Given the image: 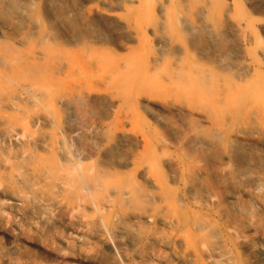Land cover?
Wrapping results in <instances>:
<instances>
[{
  "label": "bare ground",
  "instance_id": "obj_1",
  "mask_svg": "<svg viewBox=\"0 0 264 264\" xmlns=\"http://www.w3.org/2000/svg\"><path fill=\"white\" fill-rule=\"evenodd\" d=\"M44 1L51 22L70 41L105 40L103 30L108 27L121 39L133 42L138 40L140 21L153 17L144 26L152 48L143 53L152 66L172 52L185 57L190 50L212 58L241 81L246 71L254 70V62L264 68V43L257 45L254 34L256 25L264 32V21L239 16L228 0H95L97 4L85 11L75 10L73 0ZM120 9L123 14L115 12ZM129 14L133 15L126 16ZM0 24L25 30L28 39L36 21L25 4L0 0ZM46 36L37 32L35 45L43 48ZM237 42L249 45L248 49L240 53ZM196 68L181 58L170 74L182 75ZM256 81L257 77L240 89H248ZM21 90L25 101L35 102L38 109L26 126L0 122V196L13 212L28 213L43 227H59L72 234L74 244L65 245V255L55 251L58 256L80 254L76 245L83 236L97 244L103 264H126L121 257L127 260L128 251L153 264H247L246 255L253 259L264 255L262 245L238 241L213 212L190 204L183 176L166 170L169 160L160 158L148 139L144 138L142 149L135 154L120 151L130 137L128 132L110 131L96 123L97 110L92 106L84 105L79 115L83 105L79 95L56 93L49 102H40V94L37 99L38 91L32 86ZM41 95L46 98L45 93ZM164 110L154 118L168 126L167 113L180 119L187 113L171 102ZM238 122L230 131L228 151L215 147L211 159L220 164L232 158L236 169H223L218 178L264 212V176L251 164L255 165L252 147L242 144L254 138L264 148V120L258 108L249 107ZM206 144L213 146L211 141ZM259 228L264 235L263 217ZM76 259L85 262L82 255Z\"/></svg>",
  "mask_w": 264,
  "mask_h": 264
},
{
  "label": "rangeland",
  "instance_id": "obj_2",
  "mask_svg": "<svg viewBox=\"0 0 264 264\" xmlns=\"http://www.w3.org/2000/svg\"><path fill=\"white\" fill-rule=\"evenodd\" d=\"M18 1L28 7L36 26L26 39L25 30L16 31L0 24V122L26 126L31 113L38 109L35 102L25 101L23 86L30 85L38 91L40 102H49L56 93L77 94L83 98L79 115L83 114L84 105L92 106L97 110L96 123L108 126L110 131L128 132L130 137L120 151L135 154L142 149L144 138L148 139L157 155L169 160L166 170L171 175L183 176L190 204L213 212L234 238L262 245L264 253V235L259 228L264 212L250 206L247 197L233 192L217 175L223 169H236V162L228 158L214 164L211 159L215 147L228 151L230 131L246 109L258 108L260 119L264 120V68L259 62H254V70L246 71L242 81L232 78L228 68H219L212 58L190 50L185 57L172 52L163 62L152 66L143 59V53L152 48L144 26L151 24L153 17L140 21L138 40L133 42L121 39L108 27L103 30L105 40L90 37L70 41L51 22L44 0ZM228 1L233 2L239 16L264 21V0ZM96 4L95 0L72 1L77 11ZM115 12L123 14L121 9ZM37 32L47 34L43 48L34 43ZM254 34L257 45L264 43V32L257 25ZM248 47L236 43L240 53ZM181 58L184 64L197 67L195 72L171 75L170 69L177 68ZM256 77L258 81L248 89H240ZM41 92L46 94L45 99ZM230 97L233 98L228 100ZM168 102L187 110L183 119L166 112L171 127L154 118L158 111L165 112ZM208 141L213 143L212 147L206 144ZM242 144L252 147L255 165L251 164L264 176V148H259L254 138ZM0 206V264H103L96 253L97 244L87 236L76 245L80 254L76 251L63 259L60 255L66 254L65 245L73 243L70 232L43 227L34 216L13 212L3 204L1 196ZM55 251L61 254L58 256ZM126 254L127 260L121 257L126 264H153L130 251ZM79 255L85 262L76 259ZM245 259L247 264H264V255L254 259L246 255Z\"/></svg>",
  "mask_w": 264,
  "mask_h": 264
}]
</instances>
